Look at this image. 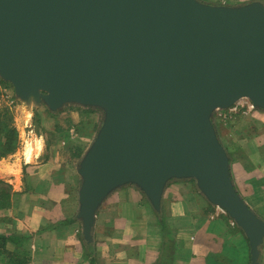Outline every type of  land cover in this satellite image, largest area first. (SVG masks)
<instances>
[{
  "label": "water",
  "instance_id": "obj_1",
  "mask_svg": "<svg viewBox=\"0 0 264 264\" xmlns=\"http://www.w3.org/2000/svg\"><path fill=\"white\" fill-rule=\"evenodd\" d=\"M0 79L27 104L103 112L77 166L86 242L117 188L160 211L169 181L193 179L258 264L264 220L236 191L212 116L241 98L264 109L263 2L0 0Z\"/></svg>",
  "mask_w": 264,
  "mask_h": 264
},
{
  "label": "crops",
  "instance_id": "obj_2",
  "mask_svg": "<svg viewBox=\"0 0 264 264\" xmlns=\"http://www.w3.org/2000/svg\"><path fill=\"white\" fill-rule=\"evenodd\" d=\"M202 1L234 6L253 0ZM212 120L219 133L218 123L225 120V114L214 111ZM229 157L236 191L264 220V169L249 166L244 158ZM6 176L0 173L1 179ZM185 180L167 183L160 211L150 207L135 185L117 188L95 214L90 243L84 240L77 218L78 185L77 193L74 185L69 194L57 187V191L49 187L46 195L39 193L35 198L45 201L47 209L36 207L31 214L0 210L12 219L9 225H0V233L25 238L17 249L30 257L29 264H251L248 239L240 227ZM37 182L53 183L48 176ZM13 187L21 191L20 185ZM65 196L70 203L63 210L58 201ZM131 213L140 214L141 220L135 222ZM258 264H264V239Z\"/></svg>",
  "mask_w": 264,
  "mask_h": 264
},
{
  "label": "rangeland",
  "instance_id": "obj_3",
  "mask_svg": "<svg viewBox=\"0 0 264 264\" xmlns=\"http://www.w3.org/2000/svg\"><path fill=\"white\" fill-rule=\"evenodd\" d=\"M247 101L244 98L227 109L215 110L226 114L225 120H217V135L227 146L228 155L234 159L244 158L249 166L264 169V109L250 108ZM0 112L18 133L17 149L0 158V173L7 175L6 180H0L10 185L12 190L11 206L1 210L31 214L36 207L47 209L45 201L35 197L39 193L46 195L49 187L53 190L57 187L69 194L71 185H74L77 193L81 182L77 173L78 162L93 141L102 123L103 112L78 104H66L57 111H51L44 104H27L16 97L13 87L7 82H0ZM28 145L32 154L30 159L25 157ZM43 176H48L53 183L40 185L37 181ZM185 182L196 188L195 180L186 179ZM13 185H20L21 191H16ZM69 203L66 196L58 201L63 210L69 207ZM130 215L135 222L141 220L138 213ZM11 221L8 214L0 213V225H9ZM2 260L6 261L5 255H0Z\"/></svg>",
  "mask_w": 264,
  "mask_h": 264
},
{
  "label": "trees",
  "instance_id": "obj_4",
  "mask_svg": "<svg viewBox=\"0 0 264 264\" xmlns=\"http://www.w3.org/2000/svg\"><path fill=\"white\" fill-rule=\"evenodd\" d=\"M0 82H6L0 79ZM8 83V82H7ZM18 147V133L14 127L4 119L0 112V158L6 154L13 153ZM232 178V177H231ZM0 210L11 206L12 190L10 185L0 180ZM14 193V192H13ZM24 237L13 234H0V255H5L6 261L0 264H29L30 257L26 253L18 251L17 245L24 240Z\"/></svg>",
  "mask_w": 264,
  "mask_h": 264
},
{
  "label": "bare ground",
  "instance_id": "obj_5",
  "mask_svg": "<svg viewBox=\"0 0 264 264\" xmlns=\"http://www.w3.org/2000/svg\"><path fill=\"white\" fill-rule=\"evenodd\" d=\"M243 99H244V98H241V99L238 100V101L241 102V100H243ZM238 101H237V102H238ZM31 156H32V154H31V148H30V146L28 145V146H26V149H25V157H26V159H30Z\"/></svg>",
  "mask_w": 264,
  "mask_h": 264
},
{
  "label": "built area",
  "instance_id": "obj_6",
  "mask_svg": "<svg viewBox=\"0 0 264 264\" xmlns=\"http://www.w3.org/2000/svg\"><path fill=\"white\" fill-rule=\"evenodd\" d=\"M239 102H240V101H238L237 103H239ZM247 102H249V107H250V108H254L250 101H247ZM237 103H236V104H237ZM241 104H242V103H241ZM234 107H235V106H234ZM232 109H233V108H232ZM225 116H226V114H225ZM217 208H218L219 211H221L222 213H226L223 209H221V208H219V207H217Z\"/></svg>",
  "mask_w": 264,
  "mask_h": 264
}]
</instances>
